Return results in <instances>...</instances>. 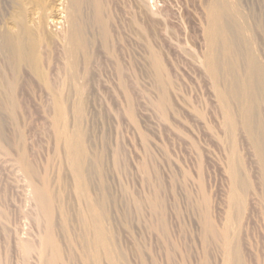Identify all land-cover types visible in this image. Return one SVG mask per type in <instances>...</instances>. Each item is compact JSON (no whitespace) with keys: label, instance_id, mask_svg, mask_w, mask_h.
Returning a JSON list of instances; mask_svg holds the SVG:
<instances>
[{"label":"rangeland","instance_id":"374dc122","mask_svg":"<svg viewBox=\"0 0 264 264\" xmlns=\"http://www.w3.org/2000/svg\"><path fill=\"white\" fill-rule=\"evenodd\" d=\"M227 1L224 51L222 0H0V264H264V0Z\"/></svg>","mask_w":264,"mask_h":264},{"label":"bare ground","instance_id":"6f19581e","mask_svg":"<svg viewBox=\"0 0 264 264\" xmlns=\"http://www.w3.org/2000/svg\"><path fill=\"white\" fill-rule=\"evenodd\" d=\"M71 2H72L71 8H73L75 10L76 9L75 6L78 4V0H71ZM73 9H72V12H73ZM69 11H71V10H69ZM227 12H228V1L222 0V8L220 9V11L218 13H216L215 11L213 12V15H212L213 26L211 27V31L209 34L211 36L210 37L211 41H214V39H215V37H217L218 33L220 34V37L222 39V43L224 45V51L226 50V46H227V43H226V17H227ZM67 19L71 23V25H70L71 26V28H70L71 33L67 39L69 42V45H70V47H68V48H70L68 50V52L71 53L72 55H76V52H75L76 49L78 47H80L82 45V42H83V37L81 35V31H80V27H79L80 19H79V16L77 13H72V14L69 13L67 15ZM246 35L250 36V30L249 29L246 30ZM9 39H11V37H9ZM9 39L6 37V40L9 41ZM13 40H15V39H13ZM17 47H18V49L16 50ZM17 47H15V51H17L18 54H20L21 53L20 52V46L18 45ZM18 54H16V55H18ZM68 56H69V54H68ZM74 58H76V57L74 56ZM215 60L216 59L212 57V58H210L209 61L212 63V62H215ZM70 61H72V60H70ZM261 71H262V75H263V79H264V62L261 65ZM35 195H36V199H37L38 203L42 207H45L47 213L51 214L50 202L48 205V202L45 200L44 191L41 188L35 187Z\"/></svg>","mask_w":264,"mask_h":264}]
</instances>
